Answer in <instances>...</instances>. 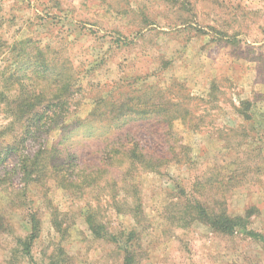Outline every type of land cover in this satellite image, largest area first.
<instances>
[{"label":"rangeland","instance_id":"obj_1","mask_svg":"<svg viewBox=\"0 0 264 264\" xmlns=\"http://www.w3.org/2000/svg\"><path fill=\"white\" fill-rule=\"evenodd\" d=\"M29 39L28 52L47 48L73 70L81 117L92 98L116 96L136 77L169 99L190 97L194 128L176 125L173 132L192 162L140 171L136 178L143 216L136 264H264V0H0V74L15 67ZM2 83L0 77V92ZM8 123L0 103V145ZM93 137L77 130L66 144L94 152L104 140ZM147 141L162 150L156 138ZM26 147L33 151L32 143ZM16 162L12 156L0 166V219L8 225L0 226V264L123 263L121 243L95 238L79 215L90 204L109 233L129 232L132 191L124 192L129 188L120 172L81 193L50 179L29 186L23 200L20 175L3 176ZM197 180L200 201L223 203L232 216L250 212L246 229L221 235L178 221L183 200L177 189L189 193ZM28 211L41 223L31 257L22 255L17 241L26 236ZM53 212L63 233L53 226Z\"/></svg>","mask_w":264,"mask_h":264},{"label":"trees","instance_id":"obj_2","mask_svg":"<svg viewBox=\"0 0 264 264\" xmlns=\"http://www.w3.org/2000/svg\"><path fill=\"white\" fill-rule=\"evenodd\" d=\"M29 43L30 39L25 45L21 44L22 56L15 57V67L0 74L3 81L0 103L9 118V123L1 131L4 143L0 145V166H5L12 156L17 158L15 165L3 176L9 179L20 175L23 182L20 196L25 200L29 186H42L50 179L60 188L81 193L93 188L104 175L120 172L121 184H127L129 188H123L124 192L131 194L129 190L132 191L133 201L128 207L132 219L129 232L125 236L124 232L109 233L99 218V209L90 204L82 207L79 215L95 238L116 245L121 243L122 264H136L137 228L143 217L136 178L140 171L160 173L170 164L192 162L190 149L173 132L176 125L188 126L190 130L194 128L187 107L190 97L185 95L180 99L177 95L174 97L177 100L169 99L166 91L146 88L145 83L136 77L133 83H125L127 87L118 88L116 96L102 92L92 98L91 110L81 117L78 112L82 104L81 85L75 80L73 70H66L47 48L28 52ZM243 114L244 118H249ZM92 122L102 124L96 127ZM77 130L85 138H103V145L94 152L74 151L66 140ZM6 136H10L9 141L4 139ZM147 138H156L162 150L155 144L150 147ZM28 143H32V152L26 147ZM159 151L160 154L164 151L162 156L158 155ZM198 181L191 184L189 193L177 187V195L183 204L177 205L176 219L185 221L186 226L194 222L204 224L221 235H233L237 230L246 229L250 212L244 216H232L223 203L200 201L196 196L200 194ZM55 216L53 212V226L57 232L63 233ZM26 217V236L17 241L22 255L31 257L30 249L39 237L41 223L34 212L28 211ZM0 226L2 230L8 228L1 219ZM247 234L257 238L254 233Z\"/></svg>","mask_w":264,"mask_h":264}]
</instances>
